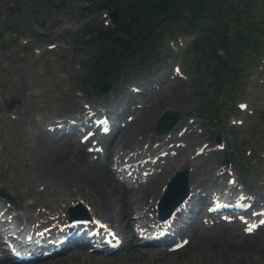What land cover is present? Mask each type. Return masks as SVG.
<instances>
[{"label": "rangeland", "instance_id": "obj_1", "mask_svg": "<svg viewBox=\"0 0 264 264\" xmlns=\"http://www.w3.org/2000/svg\"><path fill=\"white\" fill-rule=\"evenodd\" d=\"M97 1L0 0V189L9 193L14 200L13 204L17 206L21 204L36 205V210H34L36 212L40 208V206L38 207L39 204H36L39 195L36 193V188L27 190V182L31 178L29 151L36 142L40 122L57 121L60 119L59 116L68 114L69 118L75 117L77 119L84 115L82 109H89V104L96 107L97 112L99 111L98 114L103 111L107 112V109L113 106L111 104L113 97L123 98L131 94L132 91L130 90L138 85L143 89V93H132L135 99L129 103L128 107L143 111H141L143 124L136 134L137 137L142 138L144 147L149 145V142H151L150 145H155L159 135L155 133L154 126L164 111L170 110L179 116L177 122L179 127L171 134L175 136V143L171 144L174 140L169 139L167 144L159 148V152L156 153L158 156L160 152L164 154L172 145H174L172 149H176V145H180L183 151L176 154L175 151L169 150L171 157L168 161L163 160L164 163H168L158 182L159 188L156 197L152 199L154 206L157 205L167 181L176 171L187 170L188 173V169H190L194 174V169L200 165V170L203 171H200V175L191 178L194 181L191 180V183L201 182L203 185L202 193L208 194L210 198L217 193L223 194L219 191L224 190L223 186L230 181H234L243 193H254L255 196L256 193L263 191L264 194V54L261 53L263 56L258 60L251 61L245 57L236 59L242 70L240 75L243 82L241 89L238 88L240 97L237 100L244 103L240 104L238 101L235 104L238 107L239 104L242 106L241 110L238 109L239 116L227 117L231 127H236L233 133H230L231 129L227 131L224 128L223 110L221 112L216 110L217 116L215 117L199 112V98L193 94L190 87L194 65L191 55L186 56L193 36L171 39L168 36L170 32H168L164 38L166 45L159 56V62H154L148 66L145 58L150 55L145 53L143 57L140 56L142 59L138 60V62L144 60L142 66L145 67L139 69L138 73L124 69L121 76L111 80L112 87L107 94H98L92 88L98 83V80L94 78L95 71L90 69V65H87L92 54L87 53L90 50L88 45L91 41L88 38L91 35L87 34L86 29L90 25L104 27L102 24H109L110 26L111 24L108 23V11L96 9ZM255 1L257 3L253 11L247 15V25L249 23L258 24L264 20V0ZM180 11L182 18L189 16L186 8H182ZM168 27L165 26L164 29ZM172 30L175 31L171 28L170 31ZM248 64L249 67L245 69ZM146 68L147 70L144 71ZM175 68L179 73L175 72ZM248 72L249 75H247ZM139 79L148 80L141 83L142 80ZM205 93L206 101L209 103L216 101L219 106V103L224 101L221 90L216 92L213 87L208 86ZM154 104L157 106L150 112L149 107ZM126 112L127 109L119 119L120 124L124 123V118L133 116L132 110ZM93 114L95 115V113ZM198 114L203 115V119ZM190 126V131L185 130L186 127ZM184 130L183 140H181L179 136ZM97 133L98 136L102 135L99 131ZM187 133L190 136V144L184 141V135ZM212 133L220 137L218 145L224 146L222 149H217L216 141L208 140L207 137ZM76 136H78V140H81V134H75ZM115 136L116 133L112 137L109 136L110 138L107 137L106 139L109 138L106 141L107 144L113 141ZM117 143L116 141V143L112 142L109 145L112 150L116 151L115 154L111 153L108 159L107 157L105 159L103 154L101 155L104 158L103 161L108 160V163H111V159L121 155ZM95 149L103 152L99 145L95 146ZM198 151H202L205 155L203 154L202 158L196 156ZM61 153L59 159L64 160L69 158L74 151L67 148ZM132 153L134 152L121 155L123 165H120L119 168L128 169L133 161H129L127 158ZM226 153H229L234 162L243 166L244 171L242 173L236 169V174H234V168L229 166L230 168L225 170L227 174L221 176L224 167L222 159ZM157 155L151 154L148 157L155 160ZM67 161L61 162L64 167L71 165V163L66 164ZM202 162H207V166L205 167L204 164L202 166ZM183 165L185 168L182 169ZM115 166L117 165L115 164ZM204 169L209 172L205 173ZM61 170L63 173L66 172L63 167ZM158 170H161V166ZM142 171L143 173L147 172V169L143 168ZM120 175L118 176L119 179L124 177L132 181V176L128 173L125 174L126 176ZM188 176L190 177L189 173ZM191 183L189 179V191ZM74 198L75 201L79 202L81 212L90 216V208L86 207L78 195L71 196L68 205L74 201ZM6 203L13 213H24L23 208L16 210L13 205ZM263 204L264 198L258 201L254 209L257 210L256 207H261ZM67 207L61 213L64 218L67 217ZM196 208L200 209L198 206ZM196 208L194 211L192 209L184 211L185 219L199 213L200 220L204 221L206 206L204 210L195 212ZM156 212L155 210L151 211L148 216L138 220H141L142 224L147 221L146 218L148 217L150 221H153ZM232 214L234 213L226 212L224 217H230ZM235 215L240 218L245 217L244 214ZM218 216L223 217L219 214ZM120 223L117 216L114 218L111 227H116L120 232H125V237L129 242L137 243L136 239L130 240L129 232ZM137 224V222L134 223V225ZM241 228L238 226L233 231L232 236L226 235L224 232L220 233L219 228H213L207 233L198 232L204 234L203 245L200 244V241L197 244L200 246L199 248L197 245L192 246L191 244L192 247H186L182 255L162 256L164 261H155L157 259H154L152 264H264V250L261 249L264 248V230L263 240H261L263 245L259 248L260 250L240 251L238 248L244 239L235 234L241 233ZM245 229L249 228L246 226ZM170 245L171 243L168 247ZM148 247L161 249L165 248L166 245ZM87 251L91 252L88 248ZM152 254V252L149 253V255ZM103 255L108 256L109 253L105 251ZM81 262V264H99L97 257L94 260ZM143 264L150 263L145 262Z\"/></svg>", "mask_w": 264, "mask_h": 264}, {"label": "bare ground", "instance_id": "obj_2", "mask_svg": "<svg viewBox=\"0 0 264 264\" xmlns=\"http://www.w3.org/2000/svg\"><path fill=\"white\" fill-rule=\"evenodd\" d=\"M139 80H142L141 83H144L148 79ZM132 93L123 98L113 97V101L111 102L113 106L108 108L107 112L103 111L110 118L108 131L106 133L100 132V134L102 133L100 136L97 133L99 128V124H97L91 135H86L81 140L77 139L78 136L75 137L78 130L83 127L88 128L87 123L92 120L93 113H99L95 106H91L92 104H89V109H82L84 115L77 119L75 117L69 118L64 124H61V128L59 129L55 127L57 121H51L49 123L40 122V125H38L40 130L38 129L39 132L36 134V142L29 151L31 157V178L27 182V190L36 188V193L39 195L36 204H39L38 207L40 206V208L34 212L36 205L21 204L18 207L23 208L24 213H13L10 206L3 202V198L0 196V215H6V217L0 219V233L4 232L12 236L11 230L13 228L17 229L18 233H26V236L22 237L21 243H19L14 252L7 250L3 244L4 242L0 240V264H81V261L85 260L87 262L94 260L96 257L98 258L99 264H143L145 262L152 264L154 263V259H157L155 261H164L162 256H180L184 253L186 247L191 246V244L192 246L197 245L199 241L203 245L204 234L198 232L207 233L208 231H212L213 228H219L220 233L224 232L226 235L232 236L233 231L238 226L242 227V232L240 231L241 233L238 232L235 235L241 236L244 239L238 249L240 251L247 249L260 250L259 248L263 245L261 240H263L264 224L259 222L254 224V222L252 223L250 221L253 229L251 232H246L243 226L245 227L249 222H246L235 214H244L246 218L262 215L263 211H259V207H256L258 208L257 210L254 207L258 201L264 198L263 191L261 192L263 195L259 192L255 196L253 195L254 193L250 195L251 197L248 196L249 206L243 208H237L234 205L233 198L238 193V188L235 185L226 183L223 186L224 190L221 189L219 191L223 192V194L217 193L210 198L208 194L202 193L203 185L201 182H195L196 184L191 183V178L200 175V171H203L200 170L201 165L196 166L195 169L193 168L195 171L194 174L188 169L191 183L188 196L168 218L169 221L172 220L173 225L177 221L185 223V225L183 223L177 225L180 230L173 234L163 223H159L153 228L150 223L148 224L150 221L149 217L146 218L147 221L145 223H140L141 225L139 226L134 225V223H138L139 218H145L151 211H154L155 204L152 203V199L156 197V192L159 188L158 182L165 172L168 163H162L160 160L168 161L171 157L164 156L153 160L152 157L150 158L148 156L151 154L157 155L158 153L156 152L159 148L167 144L169 139L175 138L171 134L179 126L176 125L168 133L159 135L156 138L155 145H150V142L149 145L144 147V143L141 141L142 138L137 137L136 134L143 124V111L128 107L129 103L135 99ZM156 106L157 104H154L149 107V111L151 112ZM126 109L127 112L132 110L133 116L124 118V123L120 124L119 119L125 113ZM168 109L173 110L172 108ZM48 125L52 126L53 129H49ZM57 133L58 135H56ZM114 133H116V136L113 138V141L107 144L106 141ZM107 137L109 138L106 139ZM93 140L96 141L95 144H99L103 148V156L105 159L106 157L108 159L111 153L115 154L116 151L112 150L109 145L117 141V148L121 152V155L134 152L127 158L129 161H133V163L129 165L128 169L119 168L120 165H123L121 155L111 159V163H108V160L103 161L102 154L97 150L94 148L87 149ZM184 141L190 144L189 133L184 135ZM172 147L174 145L170 146V149ZM67 148L73 150L74 153L70 156L71 158L60 160V153ZM175 148L176 150L178 148V152L183 151L181 146H176ZM37 154L40 155L41 160ZM197 156L202 158L203 154ZM65 160H68L66 164L71 163V165L64 167L62 163H65ZM206 163L202 162V166L204 164L206 167ZM160 166L161 170L159 171L158 168ZM61 167L66 170L65 173L62 172ZM143 168L148 169L146 173H143ZM181 168H185V165ZM204 172L207 173L209 171L204 169ZM119 173L123 174V176H126L125 174L128 173L132 176V181L124 177H120L119 179L118 176H121ZM38 187L39 189H37ZM218 194L224 196L222 203H216L218 210L223 209V204H227L228 210L226 212L234 214L230 215V217H219L217 213L205 211L204 215L206 218L204 221L200 220L199 213L194 214L189 219H185L186 215L183 214L185 208L188 207L194 211L198 206L202 211L205 206L207 208L208 205L214 202ZM73 195H78L86 207L88 206L90 208V217L92 216L96 220L93 226L99 225L100 227L112 228L114 234L118 236L116 241L120 240L119 244L115 243L111 245L112 243L109 239L97 237L79 224L68 225L63 233L64 240L61 242L36 233L38 228L46 222L50 223L56 220H64L61 213L68 206L69 198ZM14 208L17 209L16 204ZM197 211L196 209L195 212ZM117 216L123 228L129 232L130 240L133 241L136 239L137 243L129 242L125 237V232H120L116 227H111L114 218ZM42 218L43 220H41ZM10 219L11 221H9ZM135 227L145 228L142 235L150 232L157 236V238H153L152 236L139 238V231ZM176 237H183L185 239L180 242L181 246L179 248L171 247L170 249L168 245L170 243L172 244ZM152 245L160 247L166 245V247L161 249L148 247ZM95 247H98L100 250ZM199 247L197 245V248ZM87 248L91 252H88ZM261 249L264 250V248ZM105 251L109 253L108 256L103 255ZM150 252L159 255V257L153 254V256L149 255Z\"/></svg>", "mask_w": 264, "mask_h": 264}, {"label": "trees", "instance_id": "obj_3", "mask_svg": "<svg viewBox=\"0 0 264 264\" xmlns=\"http://www.w3.org/2000/svg\"><path fill=\"white\" fill-rule=\"evenodd\" d=\"M96 3L98 11L117 7L121 13L115 27L90 25L86 29L91 35L88 47L100 46V51L87 62L98 80L93 86L96 92L103 83L121 76L124 69L138 73L145 67L143 62L150 65L158 62L168 32L171 38H177L175 34L195 32L186 52L187 56L191 54L197 73L191 88L199 98L200 110L213 115L211 109L218 104L206 101L207 87H213L216 92L221 90L227 102L236 99L233 90L240 86L242 77L236 59L252 60L264 49L261 23H246L247 15L257 3L255 0H98ZM182 8L189 13L188 24L183 23ZM165 26L169 27L164 29ZM171 28L175 31H170ZM145 53L150 56L138 62Z\"/></svg>", "mask_w": 264, "mask_h": 264}, {"label": "water", "instance_id": "obj_4", "mask_svg": "<svg viewBox=\"0 0 264 264\" xmlns=\"http://www.w3.org/2000/svg\"><path fill=\"white\" fill-rule=\"evenodd\" d=\"M109 18L113 25H116L119 23L120 13L118 12L117 8L111 9V11L109 12ZM183 21L187 23L188 18L184 17ZM99 49L100 47L96 45L95 47L90 49L87 53L93 54V53L98 52ZM111 87H112V82H107L100 87L99 91L101 94H106L111 90ZM177 118H178L177 113L166 111L163 117H161L159 121L157 122L156 131L160 134H164L168 132L176 124ZM225 161H227V158H225ZM186 187H187V173L185 171L177 172L175 176L169 181L168 189L161 198V201H160L161 207H164L165 205H167V203H169L170 204L169 208L171 211L175 206L180 204L187 195V192H185V190L187 191ZM176 188L182 189L183 192L180 195L175 197L174 191ZM0 194L7 198L9 197V195L3 189L0 190Z\"/></svg>", "mask_w": 264, "mask_h": 264}, {"label": "snow or ice", "instance_id": "obj_5", "mask_svg": "<svg viewBox=\"0 0 264 264\" xmlns=\"http://www.w3.org/2000/svg\"><path fill=\"white\" fill-rule=\"evenodd\" d=\"M261 223L262 224H264V221H261ZM249 232H251L252 231V229L251 228H249V229H247Z\"/></svg>", "mask_w": 264, "mask_h": 264}]
</instances>
